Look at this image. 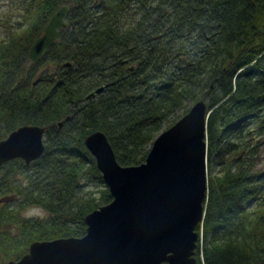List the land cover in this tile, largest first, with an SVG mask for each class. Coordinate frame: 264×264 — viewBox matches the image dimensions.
I'll return each instance as SVG.
<instances>
[{
    "label": "trees",
    "instance_id": "obj_1",
    "mask_svg": "<svg viewBox=\"0 0 264 264\" xmlns=\"http://www.w3.org/2000/svg\"><path fill=\"white\" fill-rule=\"evenodd\" d=\"M65 4L66 27L31 62L29 46ZM19 6L0 38V140L39 125L45 149L29 164L15 158L0 167V264L19 259L34 240L83 236L84 216L111 201L87 134L102 131L117 161L136 165L162 125L201 98L209 111L207 169L218 170L207 174L197 264H264V0ZM32 207L49 217L26 218Z\"/></svg>",
    "mask_w": 264,
    "mask_h": 264
},
{
    "label": "water",
    "instance_id": "obj_2",
    "mask_svg": "<svg viewBox=\"0 0 264 264\" xmlns=\"http://www.w3.org/2000/svg\"><path fill=\"white\" fill-rule=\"evenodd\" d=\"M68 9L61 5L29 46L31 62L39 60L66 27ZM103 89L98 87L87 98ZM208 114L203 98L192 103L155 137L144 161L136 165H121L102 131L87 134L83 143L111 201L84 216L83 236L34 240L19 259L5 264H197L196 228L207 196ZM44 132L39 125L11 131L0 140V167L15 158L26 164L38 159L45 149Z\"/></svg>",
    "mask_w": 264,
    "mask_h": 264
},
{
    "label": "rangeland",
    "instance_id": "obj_3",
    "mask_svg": "<svg viewBox=\"0 0 264 264\" xmlns=\"http://www.w3.org/2000/svg\"><path fill=\"white\" fill-rule=\"evenodd\" d=\"M20 6L19 0H0V38L4 37L9 28L10 24L14 23V19L19 16ZM192 102H188V105L191 106ZM180 112L179 114H181ZM181 117V115H180ZM179 117V118H180ZM166 129V123L162 125V129L159 131L162 132ZM158 133V134H159ZM259 167H264V152L260 154ZM218 170L217 167H212V169H207V174L209 172L213 173ZM25 216L44 219L48 218L49 214L40 207L28 208L24 212Z\"/></svg>",
    "mask_w": 264,
    "mask_h": 264
},
{
    "label": "clouds",
    "instance_id": "obj_4",
    "mask_svg": "<svg viewBox=\"0 0 264 264\" xmlns=\"http://www.w3.org/2000/svg\"><path fill=\"white\" fill-rule=\"evenodd\" d=\"M26 218H30V217H26Z\"/></svg>",
    "mask_w": 264,
    "mask_h": 264
}]
</instances>
